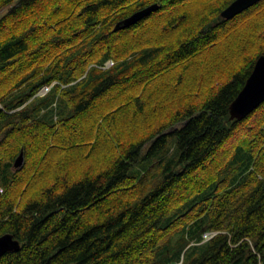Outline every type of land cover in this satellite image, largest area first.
I'll return each mask as SVG.
<instances>
[{
  "label": "trees",
  "instance_id": "trees-1",
  "mask_svg": "<svg viewBox=\"0 0 264 264\" xmlns=\"http://www.w3.org/2000/svg\"><path fill=\"white\" fill-rule=\"evenodd\" d=\"M232 1L0 0V264H264V102L228 111L264 0Z\"/></svg>",
  "mask_w": 264,
  "mask_h": 264
},
{
  "label": "water",
  "instance_id": "water-1",
  "mask_svg": "<svg viewBox=\"0 0 264 264\" xmlns=\"http://www.w3.org/2000/svg\"><path fill=\"white\" fill-rule=\"evenodd\" d=\"M258 1L260 0H233L221 11V16L225 19H230ZM158 7L159 5L157 3H153L137 10L128 17L119 21L114 29L116 30L118 28L131 25L142 17L157 10ZM262 102H264V53L258 56L242 88L229 104V118H235L237 120L244 119ZM22 162L23 153L20 151L15 158L13 165L14 167H20ZM19 247V242L14 239L11 234L5 233L0 235V256L8 251L18 250Z\"/></svg>",
  "mask_w": 264,
  "mask_h": 264
},
{
  "label": "rangeland",
  "instance_id": "rangeland-1",
  "mask_svg": "<svg viewBox=\"0 0 264 264\" xmlns=\"http://www.w3.org/2000/svg\"><path fill=\"white\" fill-rule=\"evenodd\" d=\"M4 10H5V8L1 9L0 10V13L3 12ZM114 94H116V90L110 92L107 96L102 97L101 99H99L97 103H99L100 105H102V104H106L108 101L110 102V97L113 96ZM86 118H88V117H86ZM83 121H85V119ZM170 140H171L170 141V143H171L172 142V138H170ZM167 157H165L163 160L165 161L167 159ZM23 163H24V159H23L22 165L20 167L23 166ZM155 167L153 165H148L147 161L146 160H143L137 166V170L132 169V171L130 172V174L137 176L140 172H145L146 173V172H149L151 169L154 170ZM213 234H216V233H214L213 231H206L205 236H204V241L207 238L212 237Z\"/></svg>",
  "mask_w": 264,
  "mask_h": 264
},
{
  "label": "built area",
  "instance_id": "built-area-1",
  "mask_svg": "<svg viewBox=\"0 0 264 264\" xmlns=\"http://www.w3.org/2000/svg\"><path fill=\"white\" fill-rule=\"evenodd\" d=\"M46 90H47L46 87H42V88L39 90V93H40V94H43Z\"/></svg>",
  "mask_w": 264,
  "mask_h": 264
},
{
  "label": "bare ground",
  "instance_id": "bare-ground-1",
  "mask_svg": "<svg viewBox=\"0 0 264 264\" xmlns=\"http://www.w3.org/2000/svg\"><path fill=\"white\" fill-rule=\"evenodd\" d=\"M154 78V77H153ZM146 81H148V80H146ZM151 82V81H150ZM140 83V82H139ZM121 96V95H120Z\"/></svg>",
  "mask_w": 264,
  "mask_h": 264
}]
</instances>
